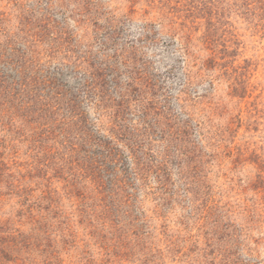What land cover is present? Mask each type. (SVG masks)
<instances>
[{
  "label": "rangeland",
  "instance_id": "obj_1",
  "mask_svg": "<svg viewBox=\"0 0 264 264\" xmlns=\"http://www.w3.org/2000/svg\"><path fill=\"white\" fill-rule=\"evenodd\" d=\"M92 1L87 17L101 23L128 18L123 35L151 28L157 42L146 51L154 66L186 59L187 109L200 122L207 161L201 183L192 193L181 186L158 212L145 197L134 230L118 241L90 214V201L69 193L55 176V160L35 144L32 127L0 106V264H264V18L257 16L258 0ZM36 3L0 0L1 17L15 24L20 9ZM75 7L55 17H67L66 26H78L88 38L93 26L75 22ZM213 219L224 227L220 235L213 234Z\"/></svg>",
  "mask_w": 264,
  "mask_h": 264
},
{
  "label": "trees",
  "instance_id": "obj_2",
  "mask_svg": "<svg viewBox=\"0 0 264 264\" xmlns=\"http://www.w3.org/2000/svg\"><path fill=\"white\" fill-rule=\"evenodd\" d=\"M92 2L37 0L20 9L15 24L0 13V106L32 127L35 144L55 160V176L89 200L90 214L121 241L145 197L157 211L181 186L194 192L207 161L200 122L187 109L186 59L154 66L146 51L157 42L151 28L123 35L128 18L87 17ZM258 4L264 18V0ZM70 5L80 16L75 22L92 24L88 38L67 27V17L56 19ZM212 222L220 235L224 227Z\"/></svg>",
  "mask_w": 264,
  "mask_h": 264
}]
</instances>
